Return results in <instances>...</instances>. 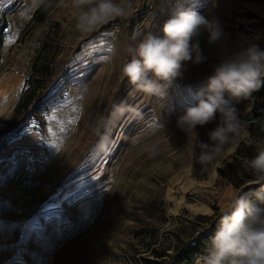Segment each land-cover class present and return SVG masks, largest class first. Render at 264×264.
Masks as SVG:
<instances>
[{
  "label": "rangeland",
  "instance_id": "obj_1",
  "mask_svg": "<svg viewBox=\"0 0 264 264\" xmlns=\"http://www.w3.org/2000/svg\"><path fill=\"white\" fill-rule=\"evenodd\" d=\"M130 3L131 16L80 31L72 0H0V131L32 84L56 95L0 153V264H139L154 247L170 249L215 223L240 194L217 169L243 143L253 156L264 146L261 131L248 130L253 110L264 113V86L233 101L246 135L209 165L192 151L215 125L198 138L175 126L223 51L264 48V0ZM177 7L219 17L226 41L202 39L207 61L190 64L166 98L137 92L122 78L128 48L160 35ZM35 64L42 75L33 76ZM244 168L239 177H251Z\"/></svg>",
  "mask_w": 264,
  "mask_h": 264
},
{
  "label": "clouds",
  "instance_id": "obj_2",
  "mask_svg": "<svg viewBox=\"0 0 264 264\" xmlns=\"http://www.w3.org/2000/svg\"><path fill=\"white\" fill-rule=\"evenodd\" d=\"M72 4L81 9L76 17L80 31H91L97 25L132 15L130 0H72ZM160 33L149 32L135 47L129 46L131 59L123 64L121 73L135 91L161 99L167 97L174 81L184 78L190 64L207 61L202 39L206 38L212 47L227 38L219 17L191 7L175 8L160 26ZM261 86L264 48L251 43L222 52L212 74L192 89V102L175 116L177 130L189 138H198L199 129L215 125L208 128L207 141L198 140V153L192 151L196 163L211 164L223 154L226 145L246 135L233 101L247 99ZM168 111L175 114V107ZM244 166L264 181V146H258L257 154L245 160ZM205 253L196 258L195 264H264V186L233 198L220 215Z\"/></svg>",
  "mask_w": 264,
  "mask_h": 264
},
{
  "label": "trees",
  "instance_id": "obj_3",
  "mask_svg": "<svg viewBox=\"0 0 264 264\" xmlns=\"http://www.w3.org/2000/svg\"><path fill=\"white\" fill-rule=\"evenodd\" d=\"M33 65V76L42 75L44 71L38 69ZM36 80V79H35ZM34 81L35 84H39ZM31 87H33L31 89ZM30 90L27 89L20 94V97L15 104L11 116L4 123L2 130L0 131V153L5 147V144L13 138H16L20 133L26 130L30 124L36 119L38 113H45L48 110L50 96L55 92L49 94L48 92H38L40 87L32 84ZM253 110L249 115L248 130L252 133V128L255 127L261 133L258 135H264V113L262 110ZM248 144H241L230 160L226 161L222 167L217 169L218 175L221 178L227 180V182L233 187V189L239 190L240 194L252 193L264 186V181L255 183V177L249 173L251 177H239L238 174L246 173L242 168L244 167V161L254 157L252 151H250ZM255 154V153H253ZM245 169V168H244ZM251 172V170H249ZM248 176V175H247ZM255 200L254 196L249 197ZM218 220L215 223H210L209 228H204L203 232L198 234L189 240L182 241L181 239H175V246L172 248H165L164 251H159L155 247L148 251L149 255L140 257L139 264H193L194 260L201 255L206 254L205 249L210 245V237L214 234L217 227ZM156 244L153 243L152 246ZM170 251V253H168Z\"/></svg>",
  "mask_w": 264,
  "mask_h": 264
}]
</instances>
